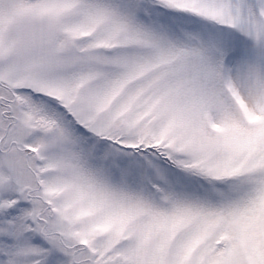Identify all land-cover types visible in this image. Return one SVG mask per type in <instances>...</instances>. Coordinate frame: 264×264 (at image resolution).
<instances>
[{
	"label": "snow or ice",
	"instance_id": "6c2138e0",
	"mask_svg": "<svg viewBox=\"0 0 264 264\" xmlns=\"http://www.w3.org/2000/svg\"><path fill=\"white\" fill-rule=\"evenodd\" d=\"M0 264H264V0H0Z\"/></svg>",
	"mask_w": 264,
	"mask_h": 264
}]
</instances>
